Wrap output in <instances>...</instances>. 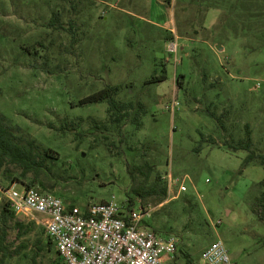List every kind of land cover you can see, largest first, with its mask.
Instances as JSON below:
<instances>
[{"label":"rangeland","instance_id":"obj_1","mask_svg":"<svg viewBox=\"0 0 264 264\" xmlns=\"http://www.w3.org/2000/svg\"><path fill=\"white\" fill-rule=\"evenodd\" d=\"M55 13L83 38L74 52L71 33L49 24ZM117 83L126 85L122 100L147 107L139 125L132 115L122 131L107 103L78 105ZM207 109H239L238 128L250 122L264 153V0H0V112L18 134L53 149L46 192L81 207L124 204L157 173L171 174L173 191L153 204L154 217L171 227L164 236H177L194 264H205L204 251L219 239L234 264H264V222L254 211L264 166L244 167L246 150L207 144L197 152L202 131L223 135ZM182 184L188 190L179 193ZM34 216L24 219L42 218ZM43 227L36 222L24 237L29 247L9 264H33ZM42 252L38 264H56Z\"/></svg>","mask_w":264,"mask_h":264},{"label":"trees","instance_id":"obj_2","mask_svg":"<svg viewBox=\"0 0 264 264\" xmlns=\"http://www.w3.org/2000/svg\"><path fill=\"white\" fill-rule=\"evenodd\" d=\"M49 24L55 27V29H63L71 33L73 40H71L70 53L74 52L76 44L81 42L83 38L76 34L73 20L69 23V27H66L60 21L58 13H55ZM183 76L185 75H177V80L179 79L180 84L182 83L181 78ZM167 77V74L156 75L151 77L148 82H160L166 80ZM217 82L216 79L212 84L214 85ZM125 88L126 85L124 83L107 84L100 90L82 98L78 105L107 103L112 124L114 126L116 125L120 131L123 130L124 123L132 115H134L133 122L139 125L141 116L146 112L147 107L142 100H138V103L132 100L130 102L122 100L120 95ZM207 111L216 120L219 126L218 128L222 130L223 135L220 140L216 135H205L202 131L201 139L195 148L197 152H201L207 144L219 147L223 146L232 151L246 150L248 151V155L243 161L244 167L252 164L264 166V153L254 148V130L251 123L246 122L243 127L238 128V124L240 123L237 120L241 117L239 109H223L222 111L219 109H207ZM19 131L20 129L11 126L6 116L0 112V184L4 182L8 183L3 191H6L11 185L15 184L16 186L21 185L22 189L39 187L41 191L46 192L49 186L44 181L43 175H45L46 167L48 168L47 162L49 159L52 160L54 158V151L52 148L43 147L34 138L23 137L18 134ZM238 131H244V136H237ZM106 138L109 139L108 136ZM109 146L113 148L120 147L121 145L116 142H111ZM147 177L150 179L149 174ZM157 177L156 183L148 188L142 189L138 187L133 189L134 195L132 193L129 194V199L124 203L127 208L130 209L137 205L152 207L153 204L160 203L169 196L168 180L163 178V173H157ZM259 186L261 192L254 202V211L264 222V179L260 181ZM50 187H53V185ZM0 188L2 189V187ZM136 197H140L141 199L138 201ZM193 198L195 197L185 194L182 199L193 208L195 207ZM67 204L76 205L70 202ZM155 212L151 219L145 221L144 225L162 235L163 233L171 234V227L166 223H163V225L160 224L157 217H154ZM153 219L155 223H151L150 220ZM35 224V221L26 222L24 216L18 217L7 198L0 202V264H9L8 260L10 258L20 255L21 252H25V249L29 247V241L25 240L24 237L34 230ZM43 230L45 231V228ZM33 244L37 246V250L30 258L31 263L38 264L37 258L46 249V252H44L45 255L48 252L52 253V256L55 255L53 259L56 264H62V259L56 250L55 243L47 234L44 241L38 234ZM177 250L178 253L176 252L173 257H169L168 262L171 261V264H179L180 257H183L188 264L195 263L194 256L185 246H179L178 244Z\"/></svg>","mask_w":264,"mask_h":264},{"label":"built area","instance_id":"obj_3","mask_svg":"<svg viewBox=\"0 0 264 264\" xmlns=\"http://www.w3.org/2000/svg\"><path fill=\"white\" fill-rule=\"evenodd\" d=\"M167 177L172 190L176 181L171 174ZM187 190L182 184L178 192ZM5 195L17 215L32 220L35 213L42 215L35 220L54 241L62 264H168L178 249L177 236L166 237L144 225L153 216V206L129 209L110 200L81 207L36 187L15 185ZM203 258L205 264H234L222 239L208 247Z\"/></svg>","mask_w":264,"mask_h":264}]
</instances>
